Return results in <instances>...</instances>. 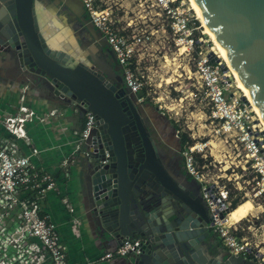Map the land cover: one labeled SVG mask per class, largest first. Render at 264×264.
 I'll list each match as a JSON object with an SVG mask.
<instances>
[{
	"label": "water",
	"instance_id": "95a60500",
	"mask_svg": "<svg viewBox=\"0 0 264 264\" xmlns=\"http://www.w3.org/2000/svg\"><path fill=\"white\" fill-rule=\"evenodd\" d=\"M195 2L264 117V0ZM89 24L91 33L90 26L83 29L90 40L77 42L74 53L50 45L34 0H0V60L50 99L95 114L82 165V201L95 232L103 239H140L139 252L124 257V264H256L253 258L219 255L213 248V222L200 184L195 179L189 181L195 187L186 184L164 167L140 125L136 98L119 88L103 56L105 46L113 52ZM129 128L137 139L123 135Z\"/></svg>",
	"mask_w": 264,
	"mask_h": 264
},
{
	"label": "built area",
	"instance_id": "2783aa9c",
	"mask_svg": "<svg viewBox=\"0 0 264 264\" xmlns=\"http://www.w3.org/2000/svg\"><path fill=\"white\" fill-rule=\"evenodd\" d=\"M80 1L89 22L105 38L113 52L128 93L138 103L145 100L144 93L140 94L144 75L138 68L145 59L147 44L154 33L142 30V27L139 30L140 22L146 23V19L151 21L152 17H156L161 33L171 37L178 53L194 57L193 74L209 107L208 119L215 124V134L224 136L226 142L230 141L229 145L236 151L234 159H238L235 165L241 167L243 175H251L255 183L249 192L251 199L264 202L262 125L242 95L230 92L229 75L220 58L212 50L203 51L202 43L205 42L194 37L199 24H196L198 18L192 8L184 0H137L140 7L138 13L133 10L126 20L118 17L111 6L100 7L97 0ZM210 53L218 60L215 61ZM28 88L25 85L21 89L20 103L14 112L0 114V264H69L57 225L43 205L48 192L59 194L58 183H61V179L58 180L35 162L34 158L41 149L32 145L28 134L29 124L45 123L61 114L58 109H51L39 115L28 107L24 103ZM95 123V114L87 109L82 127L71 142V155L60 162L64 179L68 177V165L76 153L83 150V155H86L84 142ZM19 141L28 148V153L23 152ZM208 143H185L181 151L184 168L200 184L213 230L220 243L231 255L253 258L256 264H264V257L253 253L249 242L235 233L237 226L228 217L231 202L227 192L219 184L208 182L197 165L198 156L206 159ZM61 199L67 211L72 213L74 209L71 203L64 196ZM72 222L77 220L73 218ZM139 247L140 239L126 238L100 259L127 257L130 253H138Z\"/></svg>",
	"mask_w": 264,
	"mask_h": 264
},
{
	"label": "rangeland",
	"instance_id": "374dc122",
	"mask_svg": "<svg viewBox=\"0 0 264 264\" xmlns=\"http://www.w3.org/2000/svg\"><path fill=\"white\" fill-rule=\"evenodd\" d=\"M184 1L191 7L189 0ZM72 2L74 8L79 5V0H71ZM97 4L100 7L111 6L118 17L126 20L129 19L133 10L138 13L140 8L137 0H97ZM192 12L196 14L193 8ZM140 13L144 14L145 12ZM146 20V23H139L138 29L140 30L142 27V30L153 31L154 33L152 40L147 44L145 59L138 69L144 75V101L151 107L148 113L152 114L157 122L158 130L162 134H168L169 131L173 134V129H171L173 126L179 128L180 133L186 137L190 144L197 141L210 142L205 148L206 159L198 156L197 165L205 174L208 182L217 183L221 188H224L230 202L233 199L239 202L233 209L230 205L231 210L229 212V219L234 220V224L237 226L235 233L239 238H245L249 242V247L252 248L253 253H259L264 257V202L251 199L249 192L255 184L251 175H243L241 167L235 165L238 159H234L236 151L233 149L234 147L229 145L230 141L226 142L224 136L215 134V124L208 119L209 107L203 98V92L198 89L193 74L195 69L194 57L178 53L171 42V37L166 33H161L160 22L156 17H152L151 21ZM196 24H199V27L194 31V37L205 42V44L202 43V50H212L215 56L220 58L226 73L229 75L230 92L244 96L227 59L220 53L218 45L210 39L206 27L199 18L196 20ZM204 35L208 41L210 40V44ZM57 37L60 38L59 40H67L66 45L69 48L66 47V49L77 53L75 47L77 41L72 39L71 34L61 31ZM47 40L50 45L61 47L58 44L59 41H53L51 38ZM69 40L71 42H68ZM100 41L105 43L102 37H100ZM244 98L248 101L246 97ZM252 108L256 112L254 107ZM159 111L163 112V116ZM238 212L242 214L239 217L235 215Z\"/></svg>",
	"mask_w": 264,
	"mask_h": 264
},
{
	"label": "crops",
	"instance_id": "0c3cea01",
	"mask_svg": "<svg viewBox=\"0 0 264 264\" xmlns=\"http://www.w3.org/2000/svg\"><path fill=\"white\" fill-rule=\"evenodd\" d=\"M80 2L79 5L75 4L76 7L74 8L71 0H34V7L41 32L46 39L51 38L53 41H59L58 44L61 45L59 47L61 49L69 48V46L66 45L67 40H59L60 38L57 37L59 32H68L71 34L72 39H76V41L77 35H79V33H75L74 28H70V25H68L69 20H73V18L80 19L82 28L84 25H88L90 26V33L93 31L89 20H82L80 15L77 14L78 6H82ZM62 9H65L66 12H63ZM85 31L89 38H91L90 33L87 30ZM68 42L71 41L69 40ZM101 45L105 46V43ZM25 85L29 87L25 94L24 102L28 107L39 115H43L51 109H58L61 114L55 117L54 120H49L45 123L29 124L28 134L32 145L41 149L39 155L34 158L35 162L47 172L54 174L58 180L61 179V183H58L59 194L48 192L43 205L57 225L62 244L65 247L67 261L69 264H124L125 258L120 256L110 259H100L105 252L113 250L122 240L100 238L89 222L82 201L83 150L76 153L73 161L69 163L68 177L64 179L62 175L63 171L60 167V162L71 155L73 151L71 142L75 134L82 127L84 114L72 104L67 105L57 99H50L44 91L33 88L32 83L23 82L21 75L17 74L13 67L5 65L1 60L0 114L16 110L20 103V91ZM146 110L153 128L159 136H155L158 149H162L167 156L174 159L177 163L181 155L178 141L175 138V127L171 126L173 134L171 131L168 134H162L158 130L157 122L154 120L152 114L148 113L150 108ZM155 110L158 111L157 109ZM159 113L163 116L161 111ZM19 143L23 152L28 153V148L21 141ZM83 149L85 150L84 146ZM175 174L183 180L193 179L185 170L184 164L183 170L181 172L175 170ZM63 196L73 206L74 211L72 213L67 211L66 205L61 199ZM73 218L77 222H72ZM209 242L212 243L213 248L219 255H231L229 250L220 243L219 237L214 230L211 233Z\"/></svg>",
	"mask_w": 264,
	"mask_h": 264
},
{
	"label": "flooded vegetation",
	"instance_id": "af4514ba",
	"mask_svg": "<svg viewBox=\"0 0 264 264\" xmlns=\"http://www.w3.org/2000/svg\"><path fill=\"white\" fill-rule=\"evenodd\" d=\"M63 12H66L65 9H62ZM77 14L80 15V17L82 18V20H85V19H88V16H87V13L86 11L81 7V6H78V9H77ZM68 25H70V28H74L75 30V33H79V35H77V42L78 43H83V42H87L90 40L89 36L87 35V32L85 30H83V28L81 27V22H80V19H74L73 20H69L68 22ZM76 27V28H75ZM87 45V44H86ZM91 47V45H90ZM106 49V46L104 48V52H103V56H105V59L112 65L114 71H115V74L116 76L118 77L119 79V82H120V86L119 88H123V89H126L125 85H124V82H123V78H122V71H121V68L119 65H117L115 63V60H114V56L111 52H106L105 51ZM94 50V49H93ZM84 51V50H83ZM94 51H97V49L95 48ZM99 55V54H98ZM147 108H151L148 104L145 103V101L141 102V103H138L137 104V110H138V113H139V117H140V125H143L144 129L146 130L148 136L152 139V141L154 142L155 146H156V153H157V156L161 159L164 167L174 176H176L175 174V170L176 171H179L181 172L183 170V157H182V154H181V151H182V145H181V138L183 137L182 134L180 133L179 130H177V128H174V132H175V138L176 140L178 141V146H179V149H180V160H177L178 162L176 163L174 159H171L169 156L166 155V153L161 149L159 150L157 145H156V141H155V136L157 137L158 134L156 133V130L153 128V125L151 123V119L149 118L148 114H147ZM133 118L130 119L129 122H132L133 123ZM136 121V120H135ZM137 123V121H136ZM127 125V124H126ZM134 125V123L132 124ZM131 125V126H132ZM123 127V126H122ZM123 135H126L127 136V139L128 140H134V139H137V133L129 128L127 129ZM122 135V137H123ZM159 137V136H158ZM124 138V137H123ZM125 139V138H124ZM128 140H124L123 141V144L125 145L127 143ZM139 142L138 141H135L134 143H137ZM133 149L135 150L136 148H134L132 145H131V148L129 146L128 148V151L132 152ZM143 171V169L141 170V172ZM177 177V176H176ZM178 178V177H177ZM186 184H191V186H194V184H192L191 182H189L190 180H186L184 179ZM195 187V186H194Z\"/></svg>",
	"mask_w": 264,
	"mask_h": 264
},
{
	"label": "bare ground",
	"instance_id": "6f19581e",
	"mask_svg": "<svg viewBox=\"0 0 264 264\" xmlns=\"http://www.w3.org/2000/svg\"><path fill=\"white\" fill-rule=\"evenodd\" d=\"M189 2H190L191 7L194 9V11H195V13H196V17H198V18L202 21L203 25L206 27V31H207L208 36H210V39H212V40L218 45V47H219V49H220V53H221V54L227 59V63H228V65L230 66L231 71H232L233 74L235 75L236 82L238 83L240 89H241L242 92L244 93V96H243V97H246V98L248 99V101H249L251 104H250L248 101H247V102H248L250 105H252L251 107H254V109L256 110V113H257V116H258V120H259V121L261 120L260 123L262 122L261 125H262V130H263L264 117L262 116L260 110H259L258 107L256 106V104H255L253 98L251 97V95L249 94V92H248L246 86H245L244 83L241 81L240 77L238 76V74H237L235 68L232 66V64H231L230 60L228 59V57H227V55H226V53H225L223 47L221 46V44L219 43L218 39L216 38V36H215L214 33L212 32V30H211L210 26L208 25L206 19H205V18L203 17V15L201 14V12H200V10H199V8H198V5L196 4L195 0H189ZM209 42H210V40H209ZM210 43H211V42H210ZM252 109H253V108H252ZM263 132H264V130H263ZM229 212H230V211H229ZM228 217H229V214H228ZM230 220H231V219H230Z\"/></svg>",
	"mask_w": 264,
	"mask_h": 264
},
{
	"label": "trees",
	"instance_id": "16d2710c",
	"mask_svg": "<svg viewBox=\"0 0 264 264\" xmlns=\"http://www.w3.org/2000/svg\"><path fill=\"white\" fill-rule=\"evenodd\" d=\"M144 92L142 91L140 94H143ZM183 136V135H182ZM181 145H182V148H183V146L185 145V143L187 142V139H186V137L185 136H183L182 138H181ZM239 204V202L236 200V199H233L232 201H231V207H232V209L233 208H235L237 205ZM231 210V209H230ZM235 215H237L238 217L240 216V215H242L241 214V212H238V213H236ZM231 221H233L234 222V220H232L231 219Z\"/></svg>",
	"mask_w": 264,
	"mask_h": 264
}]
</instances>
